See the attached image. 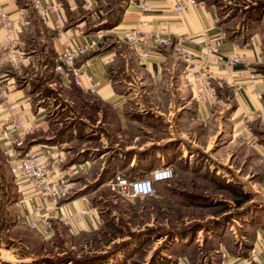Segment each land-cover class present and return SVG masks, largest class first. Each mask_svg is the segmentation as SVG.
Masks as SVG:
<instances>
[{"label":"rangeland","instance_id":"1","mask_svg":"<svg viewBox=\"0 0 264 264\" xmlns=\"http://www.w3.org/2000/svg\"><path fill=\"white\" fill-rule=\"evenodd\" d=\"M214 1L224 17L226 34L258 32L264 45V0ZM77 3L75 13H65L67 23L84 22L85 31L110 40L105 30L119 13L122 0H96V15L82 1ZM25 80H38L39 105L51 107L50 118L59 123L56 127L62 136L71 137L77 128L83 140L91 139L82 145L79 136L71 146L65 144L71 164L76 165L70 182L73 196L94 199L100 205L105 224L93 233H75L59 224L48 239L26 226L13 228L17 193L10 176L0 173V257L8 259L0 264L18 259L25 264H157L161 260L175 264L184 257L187 264H227L232 256L263 264L254 261V255L264 249V128L253 125L250 138L233 144L222 128L202 144L176 138L125 150L124 145L98 140L103 127L91 128L80 117L94 122L100 115L85 109L83 100L62 87L52 72L35 73ZM141 114L134 117L165 124L162 118ZM133 133L142 137L140 142L153 137L141 130ZM149 153H155L152 159L159 165L173 169L172 178L155 184L151 197L121 200L108 187L112 178L106 172L120 158L128 160L135 154L140 160ZM130 169L124 172L126 177H132Z\"/></svg>","mask_w":264,"mask_h":264},{"label":"crops","instance_id":"2","mask_svg":"<svg viewBox=\"0 0 264 264\" xmlns=\"http://www.w3.org/2000/svg\"><path fill=\"white\" fill-rule=\"evenodd\" d=\"M35 1L41 4L53 2L60 6L65 17V24L60 35L51 29L49 22L40 19L34 8ZM77 1L0 0V4L5 5L11 13L14 14L18 8H24L28 15L27 26L18 33L20 45L26 52L27 59L15 68L9 65L0 66V83L16 112L20 114L27 125H32L35 129L33 134L28 137L27 142V146L33 151L47 152L52 158L59 154L65 155L64 166H76L71 164L73 161H70L71 157H68L65 144L69 143L71 146L79 136L82 140L85 139L77 131V128H73L71 137L62 136L56 127L59 123L50 118L51 107L39 105L37 96L41 92V87L36 85L38 80L36 82L29 81L31 79L24 81L25 78H30L35 73L42 74L43 71L48 75L52 72L62 87L74 94L75 98L83 100L85 109L94 110L97 115H100L94 122H90L87 116L80 117V120L89 122L91 128L99 126L98 124H100V129L101 126L103 127V132H107V136L103 137L105 134L102 132V136L98 139L100 142L124 145L125 150L134 146L141 150L147 144L165 143L176 140V138L187 140L192 144H202V141H208V138L214 137L222 128L228 131L230 144H233L239 138H250L253 125L264 128V99L258 100L251 94L233 96L232 91L226 85L216 83L220 100L215 103H198L192 98L194 86L188 83L189 79L184 73V63L177 57L173 49H156L152 42H148L144 48L149 49V54L144 56L142 55L143 47L142 49L132 47L123 40V34L135 27H140L144 32H150L158 26H163L173 39H184V43L190 51L196 55L201 54L199 38L202 32L214 35L220 30L225 31L223 29L225 23L222 21L224 17L217 2L214 0H144L150 6V10L142 12L136 7L137 0H123L118 20L105 30L107 32L105 35L108 34L110 40H100V35L97 33L87 32L83 29L84 22L67 23L65 13H75L78 7ZM95 3L96 0H93V9L90 12L93 15H96L94 13ZM178 3L187 5L186 9L176 12L174 7ZM109 23H111L110 20ZM259 35L258 32L247 33L246 30L235 32L232 35L226 34L220 52L223 56L238 53L253 68L259 72L263 71L262 49L264 45L262 37ZM92 36L98 39L97 46L77 59V65L83 71L81 86L75 85L70 75L64 76L54 72L55 55L62 51L65 43L70 41L86 43ZM1 41L2 31L0 30V43ZM208 65L213 74L221 75V67ZM87 75H91L98 85L94 92L89 90ZM257 87L264 94L262 76L258 79ZM95 101L100 105H95L93 103ZM225 111L226 116L223 115ZM141 113L143 115L149 113L157 118H162L165 124H155L144 117H142V122L138 117H134ZM246 113L250 114L249 120L244 118ZM1 129H3V125L0 119V173L3 177L7 174L10 176L17 193V202L30 194L31 190L26 183L19 182L17 176L10 172V167L17 162L16 157L15 155L7 157L3 151L11 145L9 140L15 135L13 133L5 135ZM135 129L141 130L144 135L155 137H149L146 141L140 142L142 137L133 133ZM88 142H91V139L83 140L81 144L84 145ZM206 143L208 144V142ZM153 154L155 153L143 155L140 160V157L136 159L135 154L128 160L119 157L122 161L120 163L117 161L118 164L110 168L106 172V176H109L110 179L116 174L126 176L124 172L129 168H131L133 178L149 174L154 169L161 167V164L159 165L152 159ZM159 156L157 154V157ZM124 160H127L128 164L121 166V162ZM108 187L121 200L133 201L142 198L128 199L111 186ZM69 200L67 208H63L62 211L80 216L77 225L67 226L69 230L75 233H93L103 227L105 220L101 213V207L94 199L76 195ZM16 202L13 205L16 213L13 228L25 226L21 218L22 213L17 208ZM28 209H31L30 205H28ZM82 211L84 214H81ZM59 224L62 223L56 216H53L55 232ZM263 254L264 249L255 253L254 261L260 260L264 264ZM0 260L8 259L0 257ZM10 262V264H25L21 259ZM227 262V264H250L241 257L235 256H232L231 259L228 258ZM175 264H187L185 257Z\"/></svg>","mask_w":264,"mask_h":264},{"label":"built area","instance_id":"3","mask_svg":"<svg viewBox=\"0 0 264 264\" xmlns=\"http://www.w3.org/2000/svg\"><path fill=\"white\" fill-rule=\"evenodd\" d=\"M81 1L85 9H93V0ZM136 7L142 12L150 10V6L144 0H137ZM186 7L187 5L178 3L174 10L181 12ZM34 8L40 19L49 22L51 29L60 35L65 24L64 13L60 6L53 2L41 4L35 1ZM27 16L24 8H18L13 14L5 5L0 4V30L2 31L0 66L9 65L15 68L27 59V54L22 49L18 37L19 31L28 24ZM199 39L202 51L201 54L196 55L186 47L184 39H173L163 26H158L150 32H144L140 27H135L123 34V40L130 46L139 49L143 47L142 55L144 56L149 54V49L144 48L148 42H152L156 49H173L177 57L184 63V73L189 79L188 83L194 86L192 98L198 103H215L220 100L216 83L226 85L232 91L233 96L251 94L258 100L264 99V94L257 87L259 77L262 76L264 79V71L259 72L253 68L238 53L229 56L221 54L220 48L226 39L225 31L220 30L214 35L204 31L200 34ZM97 43L98 39L93 36L86 43L80 44L73 41L65 43L62 51L55 55L54 72L64 76L70 75L73 83L81 86L83 71L77 65V59L95 48ZM208 64L221 67V75L213 74L209 70ZM86 78L89 82V90L94 92L97 89V83L91 75H87ZM244 118L249 120L250 114L246 113ZM0 119L3 125L1 132L5 135L8 133L15 135L9 140L11 145L3 151L7 157L13 155L16 157L17 162L10 167V172L17 176L19 182L26 183L31 190L30 194L16 202L17 208L22 213L21 218L25 226L48 239L54 232L53 216H56L65 226L77 225L80 221L79 215L62 211L63 208H67L69 199L74 194L70 178L74 174L75 166H64L65 155L59 154L52 158L47 152L37 153L27 146L28 137L33 134L35 129L32 125H27L20 114L16 112L13 103L6 97L5 89L1 83ZM165 167L170 166L159 168ZM154 170L148 177L133 180L123 175H116L110 180V185L120 195L128 199L140 197L129 195L132 191L131 188L128 185L121 186L119 181L121 179L129 182L150 180ZM154 183L151 195L154 193ZM28 205L31 207L30 210ZM81 214H84V211Z\"/></svg>","mask_w":264,"mask_h":264},{"label":"clouds","instance_id":"4","mask_svg":"<svg viewBox=\"0 0 264 264\" xmlns=\"http://www.w3.org/2000/svg\"><path fill=\"white\" fill-rule=\"evenodd\" d=\"M173 176V169L171 167L165 168H157L154 170L152 174V179H144V180H137L133 182H129L127 180L121 179L119 184L121 186L128 185L131 188V193L129 195L132 196H140L142 198H146L153 192V183L169 180Z\"/></svg>","mask_w":264,"mask_h":264},{"label":"trees","instance_id":"5","mask_svg":"<svg viewBox=\"0 0 264 264\" xmlns=\"http://www.w3.org/2000/svg\"><path fill=\"white\" fill-rule=\"evenodd\" d=\"M122 2H123V0H122ZM119 10H121V5H120V7H119ZM119 13H117V14H115L113 17H112V19H110V21H111V23H109L108 25H107V28H109L110 26H112V24H114V22H116L117 20H118V18H119V15H118ZM146 164V163H145ZM142 165V164H141ZM151 175V172L149 173V174H147L146 176H142V177H136V178H133V177H128L129 179H131V180H133V179H137V178H143V177H148V176H150ZM154 186H155V183H154ZM152 196V195H151ZM73 197V196H72ZM72 197H70V198H72ZM68 261H65V263H67ZM157 264H166V262L165 261H162L161 260V262H158Z\"/></svg>","mask_w":264,"mask_h":264}]
</instances>
